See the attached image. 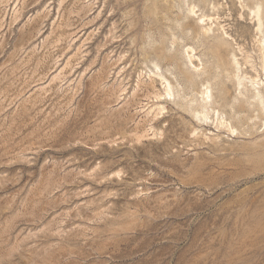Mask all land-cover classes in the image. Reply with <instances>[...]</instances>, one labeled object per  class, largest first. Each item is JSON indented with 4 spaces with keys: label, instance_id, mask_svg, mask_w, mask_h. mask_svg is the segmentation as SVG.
Masks as SVG:
<instances>
[{
    "label": "rangeland",
    "instance_id": "1",
    "mask_svg": "<svg viewBox=\"0 0 264 264\" xmlns=\"http://www.w3.org/2000/svg\"><path fill=\"white\" fill-rule=\"evenodd\" d=\"M32 2L0 0V264H264V0Z\"/></svg>",
    "mask_w": 264,
    "mask_h": 264
},
{
    "label": "bare ground",
    "instance_id": "2",
    "mask_svg": "<svg viewBox=\"0 0 264 264\" xmlns=\"http://www.w3.org/2000/svg\"><path fill=\"white\" fill-rule=\"evenodd\" d=\"M33 0H31V2H32ZM33 3V2H32ZM256 3V2H255ZM29 4L30 3H28L27 5L29 6ZM252 4V3H251ZM257 4V3H256ZM31 5V4H30ZM253 5V4H252ZM27 6V7H28ZM194 6V5H193ZM252 7V6H251ZM257 6H255V8H256ZM259 7V6H258ZM257 7V8H258ZM233 8V7H232ZM254 8V7H253ZM253 8H251V9H253ZM191 9V8H190ZM189 11H191V10H189ZM192 11H194L193 9H192ZM249 12V11H248ZM253 12H254V10H253ZM250 13H252L251 11H250ZM257 13H258V11H256L255 12V18H257ZM263 13V12H262ZM190 14H192V12H190ZM251 15V14H250ZM261 15V14H260ZM259 15V16H260ZM249 16V15H248ZM250 17L251 16H249V18L248 19H250ZM207 18V17H206ZM255 18H254V20H255ZM203 19H205V18H203ZM203 19H201V20H203ZM208 19L209 18H207V20L206 21H208ZM211 19V18H210ZM204 21V20H203ZM210 21V20H209ZM258 21L260 22V21H262L261 23H263L264 24V13L260 16V18L258 19ZM200 22V21H199ZM257 22V21H256ZM257 24V23H256ZM258 25V24H257ZM260 25V24H259ZM204 29V28H203ZM207 30V29H206ZM208 30H209V28H208ZM203 31H205V30H203ZM207 32V31H206ZM203 34H205V32H203ZM206 36H208V35H206ZM208 40V39H207ZM209 41H210V39H209ZM219 41V40H218ZM222 41V40H221ZM223 42V41H222ZM219 45V44H218ZM261 45V44H260ZM213 47V46H212ZM221 47H222V45H221ZM261 48V47H260ZM191 50V49H190ZM189 50V51H190ZM263 50V49H262ZM262 50H261V52H262ZM188 51V50H187ZM221 51H222V49H221ZM186 52V51H185ZM212 52V51H211ZM190 53V52H189ZM217 54V53H216ZM190 55V54H189ZM213 55V54H212ZM263 55V54H262ZM233 56V55H232ZM260 56H261V54H260ZM189 57V60H187V61H191V57L190 56H188ZM187 57V58H188ZM261 58H263L264 59V56H261ZM260 58V61L262 60ZM193 59V58H192ZM234 60H236V59H234ZM229 61V60H228ZM233 61V59L231 60V62ZM249 61V60H248ZM235 62V61H234ZM237 62V61H236ZM262 64H263V66H261L262 68H263V70H264V60H262ZM245 63H246V61H245ZM251 63V62H250ZM190 64V63H189ZM230 64V63H229ZM234 64V63H233ZM233 64L231 63V66H233ZM252 64V63H251ZM191 65V64H190ZM237 65H238V62H237ZM246 65H247V63H246ZM249 65V64H248ZM249 66H251V65H249ZM260 66V65H259ZM256 67V66H255ZM192 68L194 69V68H196V67H193L192 66ZM233 68H234V66H233ZM240 68V67H239ZM197 69V68H196ZM195 69V70H196ZM236 69V68H235ZM250 69H251V67H250ZM261 69V68H260ZM241 69H239V71H240ZM252 70H254V72H255V68L254 69H252ZM251 70V71H252ZM262 70V69H261ZM262 70V71H263ZM185 71V70H184ZM197 71V70H196ZM259 71V70H258ZM182 72V71H181ZM235 72V71H234ZM253 72V71H252ZM198 73V72H197ZM185 74V73H184ZM189 74V73H188ZM235 74V73H234ZM259 74V73H258ZM153 75V74H152ZM198 75V74H197ZM236 75V74H235ZM255 75V74H254ZM256 75H257V73H256ZM162 76V75H161ZM191 76V75H190ZM234 76V75H233ZM237 76H238V74H237ZM240 76V75H239ZM157 78H158V76H156ZM188 77V76H187ZM241 77H242V75H241ZM246 77V76H245ZM160 78V77H159ZM164 78V77H163ZM251 78V77H250ZM189 79V78H188ZM206 79H207V77H206ZM245 79V78H244ZM212 80V79H211ZM232 80H233V78H232ZM250 80H253V79H250ZM255 80V79H254ZM162 81V80H161ZM190 81L192 82V79H190ZM235 80H233V82H234ZM238 81H239V79H238ZM242 81V80H241ZM166 82H168L167 80H166ZM187 82H188V80H187ZM190 82V83H191ZM205 82V81H204ZM262 81H260V83H261ZM189 83V82H188ZM208 83V82H207ZM246 84H247V82H245ZM250 83V85H251V83H252V85H251V87L250 88H247V86H244V88H246V90L248 91L247 93H249L250 94V96H249V103H250V99H252L251 101V103H252V105H253V108L255 109V110H258V111H260V112H262L261 114L262 115H264V85H263V83L261 84L262 85V87H260L261 85L258 83V82H254V81H251V82H249ZM248 83V84H249ZM165 84V83H164ZM206 84V83H205ZM219 84V83H218ZM236 84V83H235ZM163 85V84H162ZM202 85H204V84H202ZM216 85V84H215ZM237 85V84H236ZM241 85H242V83H241ZM245 85V84H244ZM164 86H166V85H164ZM171 86V85H170ZM243 86V85H242ZM172 87V86H171ZM202 87V86H201ZM164 88V87H163ZM167 89V88H166ZM206 89V88H205ZM165 91V90H164ZM168 91V90H167ZM164 93H166V91L164 92ZM168 94H170L169 92H167L166 93V95L168 96ZM211 94V93H210ZM210 94H209V92L208 91H204L203 92V97H202V102H203V107L202 108H204L205 110H206V108H207V106L209 105V99H210ZM172 95V94H171ZM161 96V95H160ZM164 97V96H163ZM171 96L169 95V98H170ZM157 98V97H156ZM158 100H159V96H158ZM211 102V101H210ZM200 103V102H199ZM250 103V104H251ZM160 106V105H159ZM199 106V105H198ZM249 108V107H248ZM248 108H246V112H250L249 111V109ZM163 109V108H162ZM159 110H160V107H159ZM244 110V109H243ZM251 110V109H250ZM163 111V110H162ZM161 113V112H160ZM218 113V112H217ZM239 113V112H238ZM195 114H196V112H195ZM156 116V115H155ZM246 117H248V116H246ZM264 117V116H263ZM203 118L204 119H206L207 120V118H208V113L206 112L204 115H203ZM249 118V117H248ZM247 118V119H248ZM251 118V117H250ZM243 119V118H242ZM246 119V118H245ZM252 119V118H251ZM251 119H248V120H251ZM262 119V118H261ZM167 120V119H166ZM166 120H165V123H166ZM169 120H170V118H169ZM173 120V119H172ZM205 120V121H206ZM218 120V119H217ZM237 120V119H236ZM239 120V119H238ZM247 120V121H248ZM175 121V120H174ZM224 121V120H223ZM222 121V119L218 122V126H217V128L218 129H222V128H224V125H225V123ZM177 121H175V123H176ZM163 123V122H162ZM202 123V122H201ZM239 123V122H238ZM178 124V123H177ZM177 124H176V126H177ZM245 124V123H244ZM161 125V124H160ZM164 125V124H163ZM168 125V124H167ZM166 125V126H167ZM170 125V124H169ZM206 125V124H205ZM227 125V124H226ZM162 126V125H161ZM173 126H174V124H173ZM176 126H174L175 128H176ZM159 127V126H158ZM164 127H165V125H164ZM167 127H169V126H167ZM230 126H229V124H228V128H229ZM161 128V127H160ZM216 128V127H215ZM158 129V128H157ZM170 129V128H169ZM177 129V128H176ZM176 129H175V131H176ZM178 129H179V127H178ZM234 129V128H233ZM233 129L232 128H230V129H228V130H230V132L231 133H233V132H236V131H233ZM168 130V128L166 129V131ZM163 131V130H162ZM162 131H160L161 133H162ZM165 131V130H164ZM157 132V131H156ZM170 132V131H169ZM176 132H178V131H176ZM194 132V131H193ZM158 133H159V129H158ZM170 135V134H169ZM172 135V134H171ZM173 135H174V133H173ZM167 136V135H166ZM171 137L172 136H170L169 138L171 139ZM205 139H207V138H205ZM209 139V138H208ZM213 140V139H212ZM214 140H216V139H214ZM210 141V140H209ZM217 142V141H216Z\"/></svg>",
    "mask_w": 264,
    "mask_h": 264
}]
</instances>
